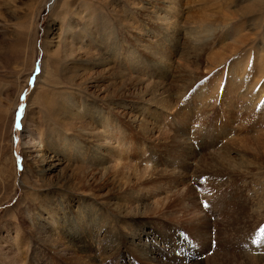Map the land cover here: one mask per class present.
<instances>
[{"label": "rangeland", "instance_id": "obj_1", "mask_svg": "<svg viewBox=\"0 0 264 264\" xmlns=\"http://www.w3.org/2000/svg\"><path fill=\"white\" fill-rule=\"evenodd\" d=\"M0 264H264V0H0Z\"/></svg>", "mask_w": 264, "mask_h": 264}, {"label": "bare ground", "instance_id": "obj_2", "mask_svg": "<svg viewBox=\"0 0 264 264\" xmlns=\"http://www.w3.org/2000/svg\"><path fill=\"white\" fill-rule=\"evenodd\" d=\"M55 2V1H54ZM44 102L45 103V100H41V102ZM36 131V130H35ZM38 138L37 137H32L31 136V138H30V140L32 141V143H34L35 144V142H37L38 140H37ZM40 142V141H39ZM37 146V145H36Z\"/></svg>", "mask_w": 264, "mask_h": 264}]
</instances>
